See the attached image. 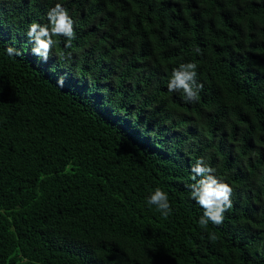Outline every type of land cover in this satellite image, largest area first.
<instances>
[{
	"label": "trees",
	"instance_id": "trees-1",
	"mask_svg": "<svg viewBox=\"0 0 264 264\" xmlns=\"http://www.w3.org/2000/svg\"><path fill=\"white\" fill-rule=\"evenodd\" d=\"M56 3L75 38L45 62ZM189 62L194 101L168 90ZM201 157L232 188L207 230ZM0 264H264V0H0Z\"/></svg>",
	"mask_w": 264,
	"mask_h": 264
},
{
	"label": "clouds",
	"instance_id": "clouds-1",
	"mask_svg": "<svg viewBox=\"0 0 264 264\" xmlns=\"http://www.w3.org/2000/svg\"><path fill=\"white\" fill-rule=\"evenodd\" d=\"M48 25L32 23L27 31V36L33 42L32 52L42 58L45 62L49 57L52 46L55 44L54 36H63L67 39L66 48H71L72 40L75 38L73 20L66 8L60 3H56L47 12ZM9 56H19L22 53L9 46L5 49ZM197 54L200 49L195 50ZM68 58L71 53L64 54ZM197 64L193 62L182 63L172 70V75L168 83L169 92L183 91L188 101L198 99V92L203 85L196 80ZM63 77L58 78L57 85L63 87ZM191 172L194 183L187 187L190 189V196L203 209V215L199 218L198 224L202 229L207 230L209 223L221 225L224 221V213L232 207L231 194L232 188L216 178L213 174L215 169L205 163L203 157L198 158L192 166ZM199 177V179H197ZM147 203L155 205L164 219L172 214V208L168 200V195L160 188L155 189L149 196ZM217 239L214 233L210 234V240Z\"/></svg>",
	"mask_w": 264,
	"mask_h": 264
}]
</instances>
